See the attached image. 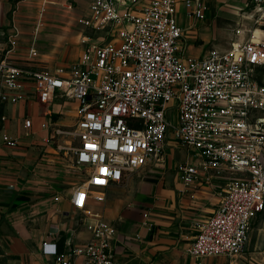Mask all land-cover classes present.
Returning <instances> with one entry per match:
<instances>
[{
    "label": "built area",
    "instance_id": "obj_1",
    "mask_svg": "<svg viewBox=\"0 0 264 264\" xmlns=\"http://www.w3.org/2000/svg\"><path fill=\"white\" fill-rule=\"evenodd\" d=\"M138 1L89 0L88 13L79 20L94 33L80 37L81 53L66 70L0 58V101L25 98L29 82L40 101L58 94L75 104L71 129L52 126L49 137L70 133L77 140L75 161L86 177L66 196L84 217L93 218L91 236L67 250L45 239L41 251L53 256V264H115L116 230L88 198L103 200L104 188L124 174L160 164L166 138L173 137L189 152L177 168L184 184L224 179L216 208L196 223L187 251L196 258L228 256V264H236L233 257L245 252L253 219L264 212V84L256 77L264 63V0H245L254 25H237L229 47L196 56L178 52L183 28L177 5L200 19L208 10L205 0ZM18 34L12 23L8 50ZM28 55H37L35 46ZM30 123L25 117L24 126ZM0 139L17 144L8 133ZM143 223L150 226L145 218Z\"/></svg>",
    "mask_w": 264,
    "mask_h": 264
},
{
    "label": "crops",
    "instance_id": "obj_2",
    "mask_svg": "<svg viewBox=\"0 0 264 264\" xmlns=\"http://www.w3.org/2000/svg\"><path fill=\"white\" fill-rule=\"evenodd\" d=\"M88 7L89 0H0V58L37 69H68L81 53L80 37L93 32L79 20ZM177 8L185 10L181 3ZM177 18L183 28L178 52L204 53L194 41L207 36V17L186 15V22ZM12 23L19 34L8 50ZM31 45L37 50L33 57L28 55ZM24 93L18 102L0 101V117L5 116L0 118V137L4 132L17 138L16 145L0 139V264H53V256L41 251L42 241H54L59 250L83 244L91 236L88 224L93 218L71 205L66 195L72 187H61L64 147L59 136L49 137L52 126L62 123L57 117L64 106L56 101L61 96L40 101L29 82ZM69 104L75 113L74 102ZM25 117L31 120L29 127L23 124ZM48 120L52 124L43 127ZM146 166L147 177L139 168L104 188L103 200L87 201L116 230L115 264H213L220 255L196 258L187 247L196 223L216 208L224 179L212 176L184 184L178 164L174 171L165 160L141 168ZM252 224L244 253L264 250V222L256 216Z\"/></svg>",
    "mask_w": 264,
    "mask_h": 264
},
{
    "label": "rangeland",
    "instance_id": "obj_3",
    "mask_svg": "<svg viewBox=\"0 0 264 264\" xmlns=\"http://www.w3.org/2000/svg\"><path fill=\"white\" fill-rule=\"evenodd\" d=\"M146 1L147 0H139L137 3H144ZM205 1L208 5V10L205 15L208 20V24L205 28L207 36L204 38L198 37L194 41L195 45H200L202 47V52H205L213 47H229L230 42L235 38L234 30L237 25L241 26L242 28L254 25L251 8L248 4H246L245 0ZM184 11V9L181 11V9L178 10L177 8V16L182 22H186L187 20ZM203 21H206V19H204ZM261 27L264 29V24L261 25ZM92 33H94V31ZM258 71L259 67H257V74ZM56 101L63 103L62 105L64 106V108L62 112L58 113L57 117V120H60V122L62 123H56L53 126L71 129V123L74 120L73 115H75L73 113L74 106L69 104V100L65 97L56 98ZM171 113L172 120L173 122H175V111L172 110ZM55 136H59L61 138L62 144L65 145L62 149L64 150V152L62 153L63 176L61 177L60 182L62 183V188L68 189L73 185L82 182V180L86 177V169L83 166L78 165L75 161L73 146L77 144V140L70 133H58ZM166 142L168 143L164 144V160L167 162L168 168L171 171H174L177 164L181 160L185 159L189 152H187L185 145H183L181 142H179V140L173 137L166 138ZM147 167L148 166H146L144 169L140 168L138 170L140 171V173H142V175L146 177L150 173L145 171ZM257 219L264 222V212L258 214ZM214 258L215 261L213 264H227L229 259L228 256L224 258V255H220ZM233 259L234 261H236V264H264V250L262 252L243 253L241 255H236L233 257Z\"/></svg>",
    "mask_w": 264,
    "mask_h": 264
},
{
    "label": "trees",
    "instance_id": "obj_4",
    "mask_svg": "<svg viewBox=\"0 0 264 264\" xmlns=\"http://www.w3.org/2000/svg\"><path fill=\"white\" fill-rule=\"evenodd\" d=\"M259 71H258V74L256 72V77H257V80L259 81V83L261 84H264V63L259 65Z\"/></svg>",
    "mask_w": 264,
    "mask_h": 264
}]
</instances>
